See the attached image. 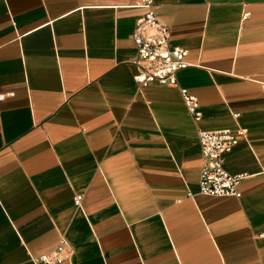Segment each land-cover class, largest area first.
Here are the masks:
<instances>
[{
	"label": "crops",
	"instance_id": "obj_1",
	"mask_svg": "<svg viewBox=\"0 0 264 264\" xmlns=\"http://www.w3.org/2000/svg\"><path fill=\"white\" fill-rule=\"evenodd\" d=\"M152 2L174 85L133 80L135 0H0V264H264V0ZM238 127L240 195L200 194L198 132Z\"/></svg>",
	"mask_w": 264,
	"mask_h": 264
},
{
	"label": "built area",
	"instance_id": "obj_2",
	"mask_svg": "<svg viewBox=\"0 0 264 264\" xmlns=\"http://www.w3.org/2000/svg\"><path fill=\"white\" fill-rule=\"evenodd\" d=\"M134 7L141 9L134 22L131 40L136 49L133 60L136 71L133 80L139 85L150 82L174 85L175 73L187 66L185 60L187 50L168 43V30L161 24L153 11L152 0H135ZM187 112L193 119L200 116L196 99L188 94L185 88H179ZM245 130L237 128H219L200 130L198 143L200 150V166L198 172V192L209 196L240 195L237 184L245 177L244 173L230 174L223 168V154L236 144L238 136H243ZM78 203L79 196H74ZM70 251L64 240L48 253L41 254L34 261L45 264H56L68 259Z\"/></svg>",
	"mask_w": 264,
	"mask_h": 264
}]
</instances>
